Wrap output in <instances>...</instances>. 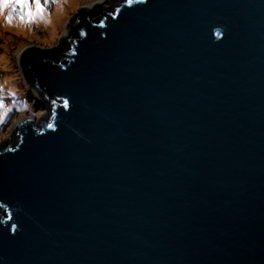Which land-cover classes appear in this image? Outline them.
<instances>
[{
  "label": "water",
  "instance_id": "water-1",
  "mask_svg": "<svg viewBox=\"0 0 264 264\" xmlns=\"http://www.w3.org/2000/svg\"><path fill=\"white\" fill-rule=\"evenodd\" d=\"M94 12L21 55L49 112L0 145V264H264V0Z\"/></svg>",
  "mask_w": 264,
  "mask_h": 264
},
{
  "label": "rangeland",
  "instance_id": "rangeland-1",
  "mask_svg": "<svg viewBox=\"0 0 264 264\" xmlns=\"http://www.w3.org/2000/svg\"><path fill=\"white\" fill-rule=\"evenodd\" d=\"M110 1L113 0H55L49 14L32 24L16 20L8 25L5 18L0 16V93L14 92L15 98L21 102L20 110L9 113L7 122L0 124V145L7 143L12 146L16 143L18 123L31 119L35 127H40L49 112L39 106L40 95L27 84L20 61L24 50L34 46L44 54L69 52L72 37L66 28L73 18L85 8H91L94 12L97 7L100 9ZM95 16L96 13L91 18L95 20ZM6 102L9 107L13 106L11 97Z\"/></svg>",
  "mask_w": 264,
  "mask_h": 264
},
{
  "label": "snow or ice",
  "instance_id": "snow-or-ice-1",
  "mask_svg": "<svg viewBox=\"0 0 264 264\" xmlns=\"http://www.w3.org/2000/svg\"><path fill=\"white\" fill-rule=\"evenodd\" d=\"M55 0H0V16H3L8 25L18 20L21 23L32 24L38 19H44L49 14V9ZM131 4L132 0H128ZM12 98V107L6 100ZM21 102L15 98V93H0V124L7 122L8 115L12 111L20 110ZM67 106V101H65ZM53 125L49 124V127Z\"/></svg>",
  "mask_w": 264,
  "mask_h": 264
},
{
  "label": "trees",
  "instance_id": "trees-1",
  "mask_svg": "<svg viewBox=\"0 0 264 264\" xmlns=\"http://www.w3.org/2000/svg\"><path fill=\"white\" fill-rule=\"evenodd\" d=\"M63 51H65V50H63ZM60 52L59 51H56V53L54 54V55H52V56H50V55H48V58L49 59H55L56 58V56L59 54Z\"/></svg>",
  "mask_w": 264,
  "mask_h": 264
}]
</instances>
